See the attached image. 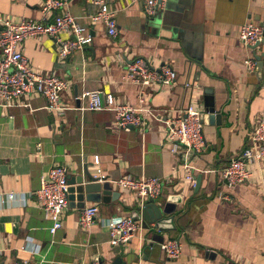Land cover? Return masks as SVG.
I'll use <instances>...</instances> for the list:
<instances>
[{
	"label": "crops",
	"instance_id": "1",
	"mask_svg": "<svg viewBox=\"0 0 264 264\" xmlns=\"http://www.w3.org/2000/svg\"><path fill=\"white\" fill-rule=\"evenodd\" d=\"M41 2L0 0V15L42 20ZM109 5L118 26L113 38L103 23L89 20L97 4L69 0V12L92 36L89 44L61 58L48 36L22 42L34 70L67 82L61 99L69 108L53 113L38 94L21 97L28 105L0 106V264L22 259L29 264H87L95 257L103 264H264V167L249 164L250 178L233 186L221 175L249 145L247 130L264 117V43L256 48L262 64L257 67L255 59L250 71L244 61L253 51L238 36L246 21L264 22V0H163L153 16L144 13L142 0H110ZM137 57L156 68L170 65L176 82L144 86L140 102L141 86L127 71ZM187 82L194 86L187 88ZM205 88L211 90L220 118L211 123L206 116L203 123L205 145L192 159L198 186L192 187L178 169L180 155L169 150L165 123L156 117H175L190 101L204 110ZM84 90L112 93L117 102L137 108L144 124L124 130L116 126L112 111L80 110L84 101L76 96ZM86 162L111 184L127 175L136 180L159 177L163 189L155 203L164 206L169 196L181 198L172 213L163 215L164 229L152 223L127 244L110 245L106 222L135 217L140 209L135 192L112 184L121 192L118 199L85 202L99 208L91 226L80 227L81 208L68 206L61 228L51 234V221L35 194L40 177L56 165L77 175ZM7 192L16 198L7 200ZM167 238L179 239L178 258H167L159 249Z\"/></svg>",
	"mask_w": 264,
	"mask_h": 264
},
{
	"label": "built area",
	"instance_id": "2",
	"mask_svg": "<svg viewBox=\"0 0 264 264\" xmlns=\"http://www.w3.org/2000/svg\"><path fill=\"white\" fill-rule=\"evenodd\" d=\"M97 4L98 10L89 16L90 22H101L105 26L109 37L118 35V26L115 11L110 7V0H86ZM163 0H142L144 13L153 16L161 7ZM69 0H42L40 11L42 20L22 18L12 20L8 15H0V106L28 105L23 103L21 97L32 94L44 96L46 108L53 113L61 114L69 106L61 99V93L67 88V82L54 73L42 74L34 70L23 53L22 42L26 37L45 35L54 40L58 46L57 54L63 58L75 50L82 49L92 41L88 28L77 23L76 18L68 10ZM240 43L248 49L261 42L264 38L263 27L251 21L243 23L239 29ZM247 69L253 71L256 60L250 56L244 61ZM128 76L140 85L138 100H144V86L157 84L172 86L177 80V72L168 64L157 68L143 57L134 58L127 65ZM189 86L188 83L185 84ZM77 99L84 101L80 110H109L114 113L115 124L118 128L129 130L134 126L143 125L144 122L138 109L132 105L117 102L110 92L102 90H84ZM203 109H197L192 103L172 118H156L166 125V137L170 151L180 155L178 169L183 170L184 180L192 187L196 186L194 176L193 157L199 154L205 145L203 134ZM249 145L233 157L221 170V175L228 186L243 183L250 178L251 171L248 165L260 163L264 167V117L246 132ZM95 164L99 157H93ZM103 176L98 170L96 173ZM119 189L133 191L138 196L141 207L148 199H157L163 189V181L156 176L136 180L127 175L113 180ZM67 169L63 165H56L49 169L46 175L40 177L39 187L35 194L44 217L51 221L49 231L51 234L61 228L62 214L68 207L67 200ZM7 200L16 198L14 192L5 194ZM99 208L96 204H89L80 209L78 224L88 228L94 223ZM110 245L127 244L134 234L142 229V218L125 215L117 220L106 222ZM159 249L167 258H178L181 254V244L177 238H167L158 244ZM14 264H29L22 259ZM83 264V263H71ZM87 264H103L100 258L95 257Z\"/></svg>",
	"mask_w": 264,
	"mask_h": 264
},
{
	"label": "water",
	"instance_id": "3",
	"mask_svg": "<svg viewBox=\"0 0 264 264\" xmlns=\"http://www.w3.org/2000/svg\"><path fill=\"white\" fill-rule=\"evenodd\" d=\"M263 27L264 34V22L260 24ZM264 43V38L261 42L255 44L251 47L253 51L252 56L257 60V67H260L262 61L260 60L259 54L256 53V48ZM191 88L194 86L192 82H187ZM191 103V101H190ZM203 123L206 120V116L211 123L219 120L220 114L218 110L214 107V100L211 93V90L205 88L203 91ZM67 200L68 206L71 208H83L85 202H104L107 203L110 200H116L120 197L121 192L119 190H114L113 185L107 181L104 176H100L96 173H93L89 169V165L86 163L83 164L81 173L77 175H72L67 173ZM196 186H198V179L196 181ZM179 195L169 196L168 202L161 206L155 203L153 200L148 199L144 204L135 212V217L142 218V228H148L152 223L155 224L157 230H163V224L166 222L167 218L164 217V214H170L175 209V203L180 201ZM173 216H170L169 219L173 220Z\"/></svg>",
	"mask_w": 264,
	"mask_h": 264
}]
</instances>
